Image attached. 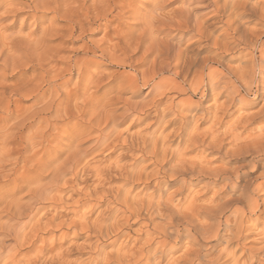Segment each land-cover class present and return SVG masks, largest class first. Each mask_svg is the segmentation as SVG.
<instances>
[{
  "label": "clouds",
  "instance_id": "clouds-1",
  "mask_svg": "<svg viewBox=\"0 0 264 264\" xmlns=\"http://www.w3.org/2000/svg\"><path fill=\"white\" fill-rule=\"evenodd\" d=\"M0 264H264V0H0Z\"/></svg>",
  "mask_w": 264,
  "mask_h": 264
}]
</instances>
